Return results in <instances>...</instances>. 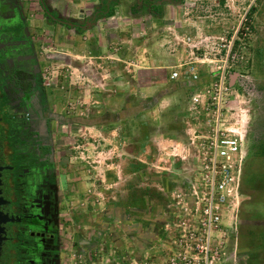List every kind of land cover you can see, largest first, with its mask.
<instances>
[{
	"label": "crops",
	"instance_id": "0c3cea01",
	"mask_svg": "<svg viewBox=\"0 0 264 264\" xmlns=\"http://www.w3.org/2000/svg\"><path fill=\"white\" fill-rule=\"evenodd\" d=\"M208 1L212 6L218 5L217 0ZM199 5L198 0H24L42 65L45 63L50 69L51 81L46 85L55 112L59 111L54 94L62 85L68 110L74 99L79 104L72 108L80 110L82 104L89 111L92 108L88 117H80V113L64 115L70 123L78 118L76 122L84 126H106L110 135L118 132L125 140L124 147L114 151L121 157L116 160V167L109 166L105 171L99 168L94 173L96 179L76 178V172L68 168L59 180L61 188L68 191L66 206L73 200L72 188L77 180L83 188L105 193V199L99 200L100 210L95 212L94 235L84 230L81 237L83 251L91 249L102 255L106 248L103 242L110 237L115 247L122 248L125 264H162L164 254L156 245L165 235L166 230H162L169 216L161 215L164 206L157 217L151 216L150 196L143 195L149 188V159L152 156L156 161L167 162L184 156L190 130L198 125L188 114L190 96L210 80L205 65L199 66L200 81L192 79L188 67L196 56L182 39L219 33L233 24L228 18L231 13L220 8L202 13ZM175 71L179 77L173 79ZM173 171L183 174L182 179L177 180L178 174L164 173L170 177L169 182L174 181L162 182L161 188H186L193 174L191 163L177 160ZM134 192L142 199L133 203L138 207L131 206ZM244 200L247 199L243 197ZM109 205L125 206V212L107 208ZM243 210L241 207L237 239L230 241L223 264L231 258L238 262L239 249L246 244L241 243L243 230L264 226L251 221ZM106 213L109 218L121 215L124 238L119 229L106 230L112 227L111 220L106 224L103 219Z\"/></svg>",
	"mask_w": 264,
	"mask_h": 264
},
{
	"label": "rangeland",
	"instance_id": "374dc122",
	"mask_svg": "<svg viewBox=\"0 0 264 264\" xmlns=\"http://www.w3.org/2000/svg\"><path fill=\"white\" fill-rule=\"evenodd\" d=\"M217 1L218 5L212 6V2L208 0H198L200 4L199 8L203 11L202 13H206V10L208 12L214 11L217 8L222 9L226 14L231 13L228 18L233 20V24H230V27L221 30L219 33L204 35H224L231 37L234 30L240 24L242 17L246 18L245 25L248 27V31L244 29L241 31V37H244V41L240 45L239 42L238 45H236V48L241 54V61L234 67V70L241 75H236L233 81V85L239 95L235 98V105L237 104V107L234 110L244 114V123L246 127L244 146L248 153L244 166L243 179V190L245 193L243 197L247 200H244L242 209H246L248 218L254 223H264V154L262 153V148L264 147V0ZM195 6H197V4ZM233 10L237 12L233 14ZM235 22L237 23L235 24ZM244 32H247L246 36L243 35ZM43 67L44 73L49 72L47 73L48 79H45L47 83L51 81L50 69H48L45 63ZM58 88L59 90L54 95L58 99L57 106L60 114L75 116L77 113H80V117H88V113H92V108H90L89 111L87 105L84 106V104L80 106V110L75 107L72 108L73 105L76 106L79 104L78 99L70 101L71 110H68V108L64 106L67 104L65 102L67 98L63 96L64 90L62 85L58 86ZM89 117H91V114ZM77 120L78 118H76V121ZM76 121L70 124L56 122L53 124L57 146L56 161L59 180L64 174L63 170L68 168L75 171L76 174L74 176L79 178L80 176L95 177L97 170L99 171L101 167H103L104 171L109 166L116 167V160L121 157L116 156L117 154L115 155L114 151L116 149L121 150L125 145V140L118 132L110 135L109 127L94 125L84 126L82 123ZM106 121L108 120L106 119ZM148 131L151 132L150 126H148ZM108 135L112 136L110 142L108 141ZM150 144L152 151H154V145L152 143ZM184 149L185 153L182 157H175L176 159H169L167 162L160 159L157 160V163L155 157L151 156L148 164L150 171L149 188L146 190L150 196L149 208L151 210V216L157 217L159 209H163V206L165 210L161 215L169 216L168 223L167 225L165 224V228L162 230V233L166 230L165 235L163 234L162 239L157 241L158 243L156 245V249L164 254L162 264H166L165 259L167 255L163 247L169 242L167 232L173 223L174 207L172 205V193L175 190H186L192 177L191 176L187 181L188 184L186 188H180V185H175L171 188L162 189V182L166 183L170 178L163 176V174H178L177 180L182 179L181 176L183 174L173 171L176 168L177 160L183 162L189 161L193 168V157L190 154L189 137ZM89 150H91V152H88ZM93 151L95 153L94 155ZM260 153H262V155ZM185 171L189 170L186 169ZM251 176L254 177L255 182V185L253 184V189L248 182ZM78 181L80 180H77L75 185H73V200L70 202L69 206L65 205L67 203L68 191L64 188L62 189V184L60 185L62 196L61 237L63 244V264H125V255L122 253V248L115 247L110 237H107L103 242L106 248L102 251V255L99 253L94 254L91 249L83 251L81 237L84 236V230H86L87 234L92 233V235H94L96 229L94 223L97 221L96 213L101 208L99 200L103 201L105 199V193L103 191L95 192L92 188H83V185H80V183L78 184ZM173 181L174 180L170 179L168 183ZM60 183L59 181V184ZM244 183H246V185L248 183L250 187H245L246 185ZM96 184L98 185L99 181H96ZM248 197H251V199L249 200ZM111 207L113 206L109 205L107 208ZM113 208L123 213L125 212V206H114ZM108 216L109 213H106L103 219L106 224L111 220L112 227L108 226L106 230L118 231L119 229L124 238L125 233L122 230L123 224L119 217L121 215H113L110 218ZM84 226H86V228H84ZM97 229L103 230V227L97 225ZM242 234L243 231L240 235ZM243 240L244 238L241 243L244 242ZM92 242L93 240H91V243ZM231 250L233 249L231 248ZM239 250L240 256L238 257V262H235L234 258H231L227 264H249L250 258H252L250 248L241 247ZM153 264H157V262Z\"/></svg>",
	"mask_w": 264,
	"mask_h": 264
},
{
	"label": "flooded vegetation",
	"instance_id": "af4514ba",
	"mask_svg": "<svg viewBox=\"0 0 264 264\" xmlns=\"http://www.w3.org/2000/svg\"><path fill=\"white\" fill-rule=\"evenodd\" d=\"M53 109L24 0H0V264H63Z\"/></svg>",
	"mask_w": 264,
	"mask_h": 264
},
{
	"label": "built area",
	"instance_id": "2783aa9c",
	"mask_svg": "<svg viewBox=\"0 0 264 264\" xmlns=\"http://www.w3.org/2000/svg\"><path fill=\"white\" fill-rule=\"evenodd\" d=\"M245 22L242 17L231 37L182 39L196 56L188 67L192 79L200 81L199 66L205 65L210 80L190 97L188 114L198 123L189 133L193 174L186 190L172 193L173 223L163 247L166 264H223L230 241L238 236L248 153L244 114L234 110L239 95L232 79L241 75L234 67L241 61L236 45L244 41L241 31H248ZM178 77L172 73L173 79Z\"/></svg>",
	"mask_w": 264,
	"mask_h": 264
},
{
	"label": "trees",
	"instance_id": "16d2710c",
	"mask_svg": "<svg viewBox=\"0 0 264 264\" xmlns=\"http://www.w3.org/2000/svg\"><path fill=\"white\" fill-rule=\"evenodd\" d=\"M62 20H63L62 22H67V20L64 19ZM262 153L264 154V147L262 148ZM262 153L260 154L262 155ZM243 179H244V174H243ZM248 182L250 183L253 189L255 185L254 177L251 176L248 179ZM244 184L246 185V183ZM245 187H250V186L247 183ZM243 188L244 187L242 182V191L244 192ZM143 195L149 196L148 191H144ZM141 200L142 199L139 198L138 193L134 192L133 200L131 201L132 202L131 206H135V207L140 206V205H133V203L136 204ZM243 236H244V242L246 243L244 247H249L251 252L252 258H250L249 264H264V226H260L259 228H256V230H253L252 228L251 229L247 228V230H243Z\"/></svg>",
	"mask_w": 264,
	"mask_h": 264
},
{
	"label": "water",
	"instance_id": "95a60500",
	"mask_svg": "<svg viewBox=\"0 0 264 264\" xmlns=\"http://www.w3.org/2000/svg\"><path fill=\"white\" fill-rule=\"evenodd\" d=\"M234 80H235V77H233L232 83H233ZM1 169H2V167L0 166V176H1ZM0 183H1V180H0ZM0 193H1V190H0ZM3 203H5V200L0 196V256H1L2 243H3V240H4V237L2 235L4 233V228H3L2 224L13 220L7 214L2 212L1 205Z\"/></svg>",
	"mask_w": 264,
	"mask_h": 264
}]
</instances>
